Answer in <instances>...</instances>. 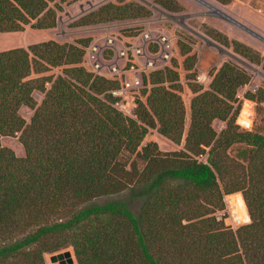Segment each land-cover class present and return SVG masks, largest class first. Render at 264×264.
I'll return each instance as SVG.
<instances>
[{
	"label": "trees",
	"instance_id": "trees-1",
	"mask_svg": "<svg viewBox=\"0 0 264 264\" xmlns=\"http://www.w3.org/2000/svg\"><path fill=\"white\" fill-rule=\"evenodd\" d=\"M65 2L0 0V33L29 25L53 29ZM154 2L181 11L174 0ZM149 16L145 6L121 0L72 25ZM215 34L213 40L229 44ZM91 41H47L0 52V139L20 134L25 152L17 158L0 144V264H45L43 254L66 245L77 264H264V135L240 132L234 122L236 92L249 76L223 64L209 90L192 79L184 151L162 153L154 143L138 150L153 129L180 145L185 110L178 74H151L152 87L142 90L145 102L137 101L135 119L129 118L115 108L119 99L111 92L118 83L80 65ZM230 43L234 53L252 58L250 48ZM178 46L181 55L190 52L188 44ZM195 60L186 57L184 70ZM59 68L56 76H42ZM34 92L44 95L39 105ZM243 97L264 103V90ZM21 107L34 111L29 124L19 115ZM215 120L226 121L220 133L211 126ZM235 145L243 146L236 152L242 161L229 153ZM123 152L142 159L144 168L138 172L132 163L126 170L118 161ZM201 156L205 162L197 160ZM236 193L250 223L233 232L212 214L223 209L224 196Z\"/></svg>",
	"mask_w": 264,
	"mask_h": 264
},
{
	"label": "rangeland",
	"instance_id": "rangeland-1",
	"mask_svg": "<svg viewBox=\"0 0 264 264\" xmlns=\"http://www.w3.org/2000/svg\"><path fill=\"white\" fill-rule=\"evenodd\" d=\"M121 0H66L63 5V12L57 13L56 27L47 30H34L26 26L23 32L17 33H0V52L16 49L27 48L30 45L38 44L47 41H54L58 44L73 43L77 39L91 38V43L85 49L82 63L80 64L87 72L94 76H99L110 81H116L120 91L118 96L119 102L115 104V108L123 115L135 119L137 110V101L145 102V96L142 95V90L149 91L152 85L149 81V76L157 71L171 69L178 74L181 91L178 93L183 101L185 110V125L184 136L180 145H175L168 139L159 135L156 129L149 130L148 134L142 140L140 147L148 143L156 144L158 150L162 153H171L184 151V139L190 124V102L195 96L188 87V83L192 79L202 87V91L209 90L210 83L219 70L221 65L230 64L238 67L249 76V82L239 88L236 92V101L233 107L239 106V113L235 119V125L238 126L240 132H252L264 135V103L250 101L243 96L246 93H255L257 89L264 90V70L262 63L264 61V43L245 32L237 25L217 17L218 15H226L235 21L241 23L248 29L252 30L259 36L264 38V0H174L179 5L181 11L178 13L168 12L157 5L154 0H144L152 6H148L139 0H122L123 3H136L145 6L150 11V16L147 18L128 19L122 21H111L98 25L76 28L72 25L74 21L82 16L97 11L101 6L108 3L117 4ZM52 5V4H51ZM170 15H189L182 21V25L168 20L160 11ZM180 20H178L179 22ZM34 22V21H32ZM148 32L151 38L159 41L160 37H166L167 42L157 44L152 42L142 43L140 36ZM222 34L227 38L228 45L225 47L213 40L216 37L215 33ZM202 35L213 41L223 49L234 54L239 61L233 59L226 54H220L214 47L207 46L206 43L199 38ZM211 36V37H210ZM112 38L114 46L110 48L106 40ZM117 40V41H115ZM238 41L252 50L251 59H245L241 55L234 53L231 41ZM121 41V42H118ZM122 43L128 48L142 47L144 57L134 59L128 50L127 66L123 68V60L118 57L116 50L120 48ZM179 43L188 44L190 52L187 55H181L179 52ZM167 54L168 60H164L163 56ZM195 55L196 60L193 68L190 71H185L183 61L186 57ZM148 61L153 62L151 68H146ZM99 64V69L94 68V64ZM117 66L120 71L115 73L111 68ZM134 67V71L131 70ZM61 68L54 69L42 76L60 74ZM130 71V72H129ZM192 75V76H190ZM37 75L32 74L31 78ZM133 79L141 80L139 85L126 86ZM144 79L146 83H144ZM167 86V84H164ZM49 88V86H46ZM32 97L37 105H39L44 97L42 93L34 92ZM245 102H249L253 107V120L250 128H245L240 125L238 118ZM34 111L26 107H21L19 115L24 119L26 124H29L30 118ZM212 128L220 133L226 127V121L215 120L211 123ZM20 134L14 137H2L0 144L2 147L12 151L17 158L23 159L25 152L18 138ZM243 146L235 145L230 150L231 156L242 161L236 152ZM205 156L198 157V161L205 162ZM120 163H124L125 169L129 170L130 165L134 163L135 169L140 172L145 162L137 158L135 155H130L127 152L121 153L118 158ZM241 194V193H239ZM242 196V194H241ZM223 209L212 214L217 222L222 223L223 227L235 232L239 227L247 225L246 223L239 224L236 221L230 205L228 196L223 197ZM139 204L133 205V211L138 212ZM247 210V209H246ZM248 214V212H247ZM249 217V216H248ZM49 245L51 242L48 243ZM52 244H55L52 242ZM69 250L73 263L77 264L74 252L71 246L66 245L64 248L54 252L43 254L45 264H58L50 262L49 257L53 254Z\"/></svg>",
	"mask_w": 264,
	"mask_h": 264
},
{
	"label": "water",
	"instance_id": "water-1",
	"mask_svg": "<svg viewBox=\"0 0 264 264\" xmlns=\"http://www.w3.org/2000/svg\"><path fill=\"white\" fill-rule=\"evenodd\" d=\"M139 1L145 3L148 6H152V5H150L149 3H147L144 0H139ZM152 7L155 10H158L156 7H154V6H152ZM160 13L163 14L168 20L174 21L175 23H178L179 25H182V21L189 16V15H181V16L170 15V14L164 13L163 11H160ZM217 17L237 25L239 28H241L245 32H248L250 35H252L256 39H258L259 41L264 43V38L263 37L259 36L258 34H256L252 30L248 29L247 27H245L241 23L235 21L234 19H232V18H230V17H228V16H226L224 14L218 15ZM178 20H180V21L178 22ZM198 36H199V38H201L206 43L207 46L216 48L220 54H226V55L232 57L233 59L239 61V59L234 54H232L229 51L223 49L222 47H220L219 45H217L213 41L209 40L208 38H206V37H204L202 35H198ZM49 259H50V262H52V263H58V264H72L73 263V258H72V255H71L69 250H65V251L53 254V255H51L49 257Z\"/></svg>",
	"mask_w": 264,
	"mask_h": 264
},
{
	"label": "built area",
	"instance_id": "built-area-1",
	"mask_svg": "<svg viewBox=\"0 0 264 264\" xmlns=\"http://www.w3.org/2000/svg\"><path fill=\"white\" fill-rule=\"evenodd\" d=\"M141 38V41L142 43H146V42H152V43H157V44H164L167 42V39L166 37H160L159 38V41H155L151 38L150 34L148 32H145L143 33L142 37L140 36ZM117 41V40H115ZM107 44L110 45V48H112L114 46V40L112 38H109L106 40ZM118 42H121V41H118ZM122 46L120 48H118L116 50L117 54H118V57L120 59H122L124 62H123V68H125L128 64V62H131L129 59H128V50H130V52L132 53L131 56L134 58V59H137L139 57H144L145 58V55L143 54L142 50L143 48L142 47H134L133 45H131L130 48H128L126 46V44L122 43L121 44ZM163 59L164 60H168V56L167 54H165L163 56ZM94 68L95 69H99V64L98 63H95L94 65ZM153 66V62L152 61H148L147 64H146V68H151ZM131 70L134 71V67L131 66ZM111 71L112 72H116L118 71L117 73H119L120 69L115 65L113 68H111ZM130 72V71H129ZM139 83H141V80H137V79H133V81L130 83H128L126 86H130V85H139ZM120 93V91H112L111 94L113 96H118Z\"/></svg>",
	"mask_w": 264,
	"mask_h": 264
},
{
	"label": "bare ground",
	"instance_id": "bare-ground-1",
	"mask_svg": "<svg viewBox=\"0 0 264 264\" xmlns=\"http://www.w3.org/2000/svg\"><path fill=\"white\" fill-rule=\"evenodd\" d=\"M253 118V107L252 104L249 102H245L240 116L238 118V122L240 125L244 126L245 128H250L252 124ZM228 203L230 205V209L234 214L236 221L239 224L246 223L249 221V217L247 214L246 206L241 194L236 193L228 196Z\"/></svg>",
	"mask_w": 264,
	"mask_h": 264
}]
</instances>
